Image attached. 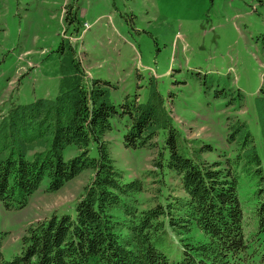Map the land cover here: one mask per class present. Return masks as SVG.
<instances>
[{"label": "trees", "instance_id": "trees-1", "mask_svg": "<svg viewBox=\"0 0 264 264\" xmlns=\"http://www.w3.org/2000/svg\"><path fill=\"white\" fill-rule=\"evenodd\" d=\"M65 20L80 37L77 13ZM55 51L57 96L14 104L0 118V202L22 208L45 181L57 192L83 172L93 176L72 214L54 212L27 228L12 260L0 240V264H264V87L255 105L262 149L247 122L229 118L236 153L209 162L203 155L213 146L187 142L155 78L146 101L126 96L115 105L114 86L88 75L78 43L62 38ZM114 118L126 120L123 145L156 150L161 182L174 173L182 196L165 192L140 207L143 181H124L105 138ZM67 148L78 152L67 158ZM242 177L252 188L250 218Z\"/></svg>", "mask_w": 264, "mask_h": 264}, {"label": "rangeland", "instance_id": "rangeland-1", "mask_svg": "<svg viewBox=\"0 0 264 264\" xmlns=\"http://www.w3.org/2000/svg\"><path fill=\"white\" fill-rule=\"evenodd\" d=\"M74 12L80 37L65 20ZM62 38L79 44L91 78L114 86L115 105L126 96L146 101L155 78L187 142L213 146L203 155L209 162L236 153L235 144H227L229 118L247 122L262 149L255 105L264 87V0H0V118L14 104L57 96L61 75L55 49ZM111 122L105 138L124 181L144 183L140 207L155 205L165 192L182 196L174 173L161 182L156 150L126 148V120ZM69 148L67 158L78 152ZM92 176L83 172L57 192H47L45 181L22 208L6 209L0 202L5 258L20 254L31 224L54 212L72 214ZM245 180L241 194L249 213L254 202Z\"/></svg>", "mask_w": 264, "mask_h": 264}]
</instances>
